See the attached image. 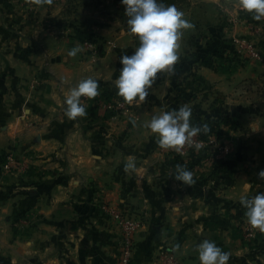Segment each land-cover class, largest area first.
Segmentation results:
<instances>
[{"label": "crops", "instance_id": "obj_1", "mask_svg": "<svg viewBox=\"0 0 264 264\" xmlns=\"http://www.w3.org/2000/svg\"><path fill=\"white\" fill-rule=\"evenodd\" d=\"M100 1V11L66 16L59 1L0 0V264H122L121 230L103 207L141 220L131 264H156L163 249L200 264L196 246L206 239L230 253L228 264H264V232L244 235L239 202L264 193V101L260 112H244L234 97L243 79L263 73L249 70L254 59L221 66L227 51L210 52L245 35L264 54V18L236 0L168 4L192 25L182 30L179 60L157 73L141 105L115 112L102 94L123 100L114 86L119 58L139 40L120 0ZM88 39L96 55L83 48ZM73 47L81 51L69 57ZM87 78L99 95L81 97L87 115L69 120L64 100ZM181 106L192 109L193 126L220 115L223 129L193 137L199 150L161 148L145 125ZM129 160L135 169L125 171ZM177 165L193 173V185L171 177Z\"/></svg>", "mask_w": 264, "mask_h": 264}, {"label": "clouds", "instance_id": "obj_2", "mask_svg": "<svg viewBox=\"0 0 264 264\" xmlns=\"http://www.w3.org/2000/svg\"><path fill=\"white\" fill-rule=\"evenodd\" d=\"M36 6L52 0H28ZM124 6V14L128 17L127 25L130 33L138 37L139 45L130 55L119 58L121 64L120 75L115 80L117 95L129 105H141L148 96V90L154 83L157 73L172 72L178 62V41L182 30L192 27L191 23L183 18V12L175 5L165 6L157 0H120ZM241 11L251 14L252 19L259 21L264 18V0H236ZM81 51L73 47L68 51L69 57H75ZM99 83L93 78L81 80L72 87L64 100L65 116L69 120L87 115L81 97L89 99L99 95ZM192 109L181 106L178 110L163 112L154 115L145 125L157 136V144L163 149L180 151L186 144L199 150L202 145L193 144V137L202 131L207 133V125L193 126L190 122ZM135 124V121H133ZM254 130H256L254 128ZM134 160H129L125 171L134 170ZM258 177L264 180V169L258 172ZM183 185L191 186L195 183L193 173L182 165H177L175 174L171 176ZM240 204L246 209L245 216L253 229L264 232V193L253 197L241 196ZM200 264H228L230 253L222 251L215 242L203 240L196 246Z\"/></svg>", "mask_w": 264, "mask_h": 264}, {"label": "rangeland", "instance_id": "obj_3", "mask_svg": "<svg viewBox=\"0 0 264 264\" xmlns=\"http://www.w3.org/2000/svg\"><path fill=\"white\" fill-rule=\"evenodd\" d=\"M58 1L62 4L64 3V6H66V10H65L66 13L64 11L66 16L70 15L71 13L75 11L82 12L81 14L83 13L89 14L91 12L94 13L97 10L100 11V9L103 7V4H102L103 1H100V0H52V2L54 3ZM158 1L159 0H157V2ZM104 3L106 4V1H104ZM173 4H176V3L174 2ZM165 5H168V4H165ZM248 29H249L247 30L248 32L251 31L250 28ZM249 35L253 36L252 33L251 34L249 33ZM253 40H254V37L248 38L245 35L233 38L231 41L232 49H230L231 51L227 55V57L224 58L225 60H220L221 62L220 65L221 66L225 65V63H228V62L231 63L230 61H228L231 58H239V59L241 58L240 61L242 60L243 64L246 63V60L248 61L252 59L255 60V62L253 60L248 65L249 70H253V71L258 70L259 72H262L263 74L261 75L258 74V77L256 79H249V78L243 79L242 82L239 83L242 92L234 97L237 98V101H240V104H243L244 108H240L241 110H243L244 112L255 110L257 113V112H260L259 108H261L262 102L264 101V78H263L264 77V59H263L264 54L261 53L260 51L261 49L259 48V46L255 44L254 42H252ZM242 43L244 44L243 47L245 48L240 46V44ZM239 50L241 52H239ZM251 50L253 51L256 50L259 53V56L260 57L262 56L260 59L261 60L260 62L256 61V59H258V56L257 58L255 56H251V53H250ZM223 123L224 122H220L217 128H215L214 132L216 134H218L220 130L223 129L224 127ZM238 127L239 126H237V128Z\"/></svg>", "mask_w": 264, "mask_h": 264}, {"label": "built area", "instance_id": "obj_4", "mask_svg": "<svg viewBox=\"0 0 264 264\" xmlns=\"http://www.w3.org/2000/svg\"><path fill=\"white\" fill-rule=\"evenodd\" d=\"M83 48L92 55L98 52V46L92 41L85 40L82 43ZM241 47L244 44H240ZM245 48V47H243ZM239 52H241L239 50ZM251 56L259 58V53L256 50L250 51ZM87 98V97H84ZM104 106L115 109V112H123L127 110V104L123 100H109L103 102ZM185 146L181 149V151ZM103 210L118 224L121 230V253L120 262L122 264H131L133 256V235L141 225V220L132 217L130 214L123 210H111L108 207H103ZM243 233L246 237H254L257 233L261 232L259 229H253L248 223L244 225ZM156 264H181L176 255L170 250H161L156 257Z\"/></svg>", "mask_w": 264, "mask_h": 264}, {"label": "trees", "instance_id": "obj_5", "mask_svg": "<svg viewBox=\"0 0 264 264\" xmlns=\"http://www.w3.org/2000/svg\"><path fill=\"white\" fill-rule=\"evenodd\" d=\"M176 1H178V0H159L158 3H162L165 5V4H173ZM88 40L90 41V39H88ZM230 49H232L230 45H228L227 47L219 45V46H213L210 52L212 55H216V56L221 58V57H223L222 56L223 53H226V51H227V55H228L231 51ZM98 51L100 52V47H98ZM102 97L106 101L110 100V96L108 94L103 93ZM223 120H224V118L220 115H214V117H209L206 124H204V125H207V127L209 128V131L207 133L214 132L215 128H217L218 124L220 122H223ZM200 126H202V125H200Z\"/></svg>", "mask_w": 264, "mask_h": 264}]
</instances>
